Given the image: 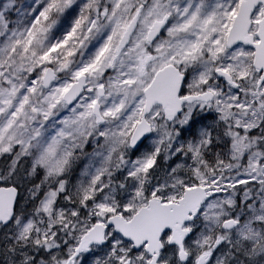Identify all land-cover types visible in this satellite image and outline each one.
I'll return each instance as SVG.
<instances>
[{"label":"snow or ice","instance_id":"6c2138e0","mask_svg":"<svg viewBox=\"0 0 264 264\" xmlns=\"http://www.w3.org/2000/svg\"><path fill=\"white\" fill-rule=\"evenodd\" d=\"M0 157V264H264V0H0Z\"/></svg>","mask_w":264,"mask_h":264},{"label":"rangeland","instance_id":"374dc122","mask_svg":"<svg viewBox=\"0 0 264 264\" xmlns=\"http://www.w3.org/2000/svg\"><path fill=\"white\" fill-rule=\"evenodd\" d=\"M21 2H24V0H21ZM142 150H143V149H142ZM137 154H138V153H137ZM0 158H5V159L8 160L5 164H3L2 166H0V168H3V167H5V166H7V164L10 162V159H9L8 157H0Z\"/></svg>","mask_w":264,"mask_h":264},{"label":"trees","instance_id":"16d2710c","mask_svg":"<svg viewBox=\"0 0 264 264\" xmlns=\"http://www.w3.org/2000/svg\"><path fill=\"white\" fill-rule=\"evenodd\" d=\"M8 160L5 158H0V166H2L3 164H5Z\"/></svg>","mask_w":264,"mask_h":264}]
</instances>
